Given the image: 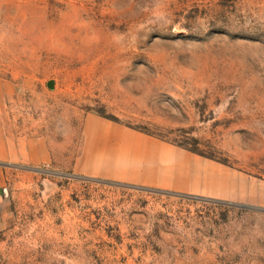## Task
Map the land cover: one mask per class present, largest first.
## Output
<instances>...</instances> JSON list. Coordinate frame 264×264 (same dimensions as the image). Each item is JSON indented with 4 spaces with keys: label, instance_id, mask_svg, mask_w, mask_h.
Returning <instances> with one entry per match:
<instances>
[{
    "label": "rangeland",
    "instance_id": "1",
    "mask_svg": "<svg viewBox=\"0 0 264 264\" xmlns=\"http://www.w3.org/2000/svg\"><path fill=\"white\" fill-rule=\"evenodd\" d=\"M89 112L214 175L78 171ZM0 116L48 152L6 177L0 264H264V0L1 2Z\"/></svg>",
    "mask_w": 264,
    "mask_h": 264
},
{
    "label": "crops",
    "instance_id": "2",
    "mask_svg": "<svg viewBox=\"0 0 264 264\" xmlns=\"http://www.w3.org/2000/svg\"><path fill=\"white\" fill-rule=\"evenodd\" d=\"M47 155L46 149L39 150L36 142L7 133L0 116V206L6 177L13 165L40 162ZM201 162L204 163L202 157L188 149L89 112L85 116L83 153L75 166L78 171L89 169L93 174L130 183L181 188L189 175H214L191 169V165Z\"/></svg>",
    "mask_w": 264,
    "mask_h": 264
}]
</instances>
